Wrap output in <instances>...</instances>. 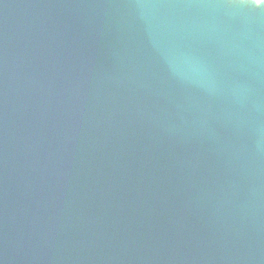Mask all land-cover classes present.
Returning a JSON list of instances; mask_svg holds the SVG:
<instances>
[{"label": "water", "instance_id": "1", "mask_svg": "<svg viewBox=\"0 0 264 264\" xmlns=\"http://www.w3.org/2000/svg\"><path fill=\"white\" fill-rule=\"evenodd\" d=\"M0 264H264V0H0Z\"/></svg>", "mask_w": 264, "mask_h": 264}]
</instances>
